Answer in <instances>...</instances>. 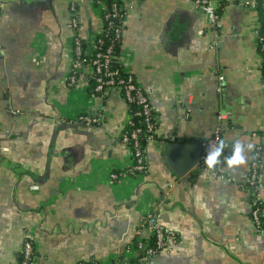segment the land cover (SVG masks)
Segmentation results:
<instances>
[{
	"label": "crops",
	"instance_id": "0c3cea01",
	"mask_svg": "<svg viewBox=\"0 0 264 264\" xmlns=\"http://www.w3.org/2000/svg\"><path fill=\"white\" fill-rule=\"evenodd\" d=\"M120 1V50L156 124L145 170L112 178L133 162L120 140L129 106L118 87L89 92L88 72L67 83L70 0H0V264H17L26 233L36 264H129L141 252L137 243L152 238L148 213L175 237L144 264H264V204L257 224L255 191L246 186L255 148L247 144L260 145L264 197L256 6L213 0L221 9L216 28L192 0ZM78 8L81 41L89 45L102 26L100 11L90 0ZM83 113L99 115L100 125L77 121ZM219 113H226L225 158L239 140L246 164L229 168L224 158L230 181L212 177L200 158L184 178L175 175L162 144L173 136L203 145ZM174 151L181 160L189 153Z\"/></svg>",
	"mask_w": 264,
	"mask_h": 264
},
{
	"label": "built area",
	"instance_id": "2783aa9c",
	"mask_svg": "<svg viewBox=\"0 0 264 264\" xmlns=\"http://www.w3.org/2000/svg\"><path fill=\"white\" fill-rule=\"evenodd\" d=\"M80 0H70L69 3V27L73 30L72 37V50L70 53V59L68 61L67 83L69 85H75L80 82V75L89 73L94 78L95 85L93 87V93H99L101 95L107 89L112 87H120L122 97L128 103L134 102L138 105V109L135 110L137 114H143L145 121V130L147 134V143L152 140L155 132L156 118L153 113V106L150 102L145 91L141 85L138 84L133 72L125 65L124 58L120 50V41L122 38L123 30V16L125 9L120 0H90V2L98 7L99 17L102 21L100 30L93 36L89 45H84L80 37V16L78 3ZM194 5L203 10L210 23L217 28L220 24L218 20V14L216 13V5L213 0H192ZM254 2V0H251ZM264 9V2L262 4ZM259 29L256 31L258 32ZM216 34L218 33L215 31ZM109 34V40L105 45H102L103 39L101 34ZM264 39V26L262 27V35ZM115 44H119V51L115 52ZM79 81V82H78ZM89 87L90 82L86 83ZM97 91V92H96ZM126 121L131 123L130 116ZM226 113L218 114V123L215 127L214 133L204 141L206 145L204 151L200 156L199 164L205 168L207 166L204 163V157L207 151L215 147L216 143L220 141L221 137V120L224 119ZM77 121L89 125L98 126L101 123V117L96 114L83 113L78 116ZM125 124V125H126ZM140 126H134L129 131H122L120 140L128 145L129 150L133 156V162L124 170L112 171L111 177L117 178L124 173L143 172L146 168L145 163V147H141L137 140L138 133L141 131ZM132 141V144H129ZM216 165L214 169H208L212 177L231 180V177L226 174L223 166V161ZM259 164H260V145H256L252 158L250 161L249 174L247 177L246 186L255 191L253 197V203L255 204L253 214L258 224V211L260 204H264V197L260 195L259 187L261 185L259 180ZM145 225L151 229L152 238L149 243L138 242L137 246L141 250L140 254L129 262V264H144L148 256L159 251L162 248L167 247V244L175 237V231L172 227L163 225L160 223L155 215L148 213L144 217ZM17 264H36L34 257V247L32 236L30 233H26L23 237L21 246L18 251ZM78 264H86L83 260H79Z\"/></svg>",
	"mask_w": 264,
	"mask_h": 264
},
{
	"label": "trees",
	"instance_id": "16d2710c",
	"mask_svg": "<svg viewBox=\"0 0 264 264\" xmlns=\"http://www.w3.org/2000/svg\"><path fill=\"white\" fill-rule=\"evenodd\" d=\"M107 1H110V0H107ZM263 2H264V0H254L253 3L256 6L257 10H258L259 18H260V26L258 28L259 31L257 32L258 33L257 37H258V48H259V51H260L261 57H262L261 61H260V68L262 69V72H263V75H264V39L262 37H260L262 35V27L264 26V9L262 7ZM220 11H221L220 7L217 6L216 7V13L218 14V17H219ZM101 36H102V39H103L102 45H105L108 42V40H109V34L102 33ZM114 50H115V52L119 51V44H115V49ZM89 82H90V85H89V88H88L89 92H93V87L95 85V81H94V78L92 76L89 77ZM118 88H120V87H118ZM96 94H99V93H96ZM128 106H129V111L132 113L131 116H130L131 123H127L124 126L122 131H124V132L125 131H129L134 126H140L142 129L138 133L137 140L140 143L141 147H145L146 144H147V134H148V132L145 130L144 116H143V114L135 113V110L138 109V105L136 103L131 102V103H129ZM152 115H154V113H152ZM154 135H155V132H154ZM129 144H132V141H129ZM224 158H225V154L223 153V155L220 157V159L222 161H224ZM116 171H119V170H116ZM259 206H261V204Z\"/></svg>",
	"mask_w": 264,
	"mask_h": 264
},
{
	"label": "water",
	"instance_id": "95a60500",
	"mask_svg": "<svg viewBox=\"0 0 264 264\" xmlns=\"http://www.w3.org/2000/svg\"><path fill=\"white\" fill-rule=\"evenodd\" d=\"M195 137H169L168 142H164L163 151L166 155L167 161L175 173V175L183 177L186 172L191 169L199 161L200 152L206 147L205 144H201L200 138L194 139ZM195 140V141H193ZM199 141V142H198ZM180 148L186 154L188 150L187 158L184 157V160H181L177 156L182 152L178 153L174 151V148ZM184 178V177H183Z\"/></svg>",
	"mask_w": 264,
	"mask_h": 264
},
{
	"label": "clouds",
	"instance_id": "9594fccd",
	"mask_svg": "<svg viewBox=\"0 0 264 264\" xmlns=\"http://www.w3.org/2000/svg\"><path fill=\"white\" fill-rule=\"evenodd\" d=\"M244 144L239 140H236L232 145L231 155L225 158V163L229 168L239 167L246 164V156L244 151ZM227 147L225 141L220 140L216 143L215 147L207 151L204 157V163L208 169H214L216 165L220 164V157L223 155V151ZM255 146L251 143L247 144L249 150Z\"/></svg>",
	"mask_w": 264,
	"mask_h": 264
}]
</instances>
